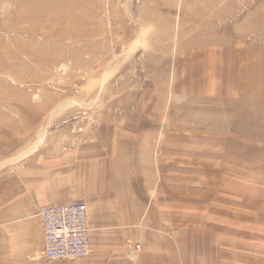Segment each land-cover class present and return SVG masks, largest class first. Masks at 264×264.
<instances>
[{
  "label": "rangeland",
  "instance_id": "rangeland-1",
  "mask_svg": "<svg viewBox=\"0 0 264 264\" xmlns=\"http://www.w3.org/2000/svg\"><path fill=\"white\" fill-rule=\"evenodd\" d=\"M98 131L122 175L217 230L223 185L243 184L240 233L264 206V0H0V183L63 167ZM10 202V218L45 206ZM9 244L0 264H33Z\"/></svg>",
  "mask_w": 264,
  "mask_h": 264
},
{
  "label": "crops",
  "instance_id": "crops-1",
  "mask_svg": "<svg viewBox=\"0 0 264 264\" xmlns=\"http://www.w3.org/2000/svg\"><path fill=\"white\" fill-rule=\"evenodd\" d=\"M108 133L97 132L100 144L84 143L76 149L78 151H64L60 155L63 156L60 159L63 167L55 169L45 164L33 171V175L18 171L11 185L8 179L1 181V259H9L11 237L16 246L13 254L26 258L32 256L33 264L64 261L42 257L40 218L30 210L28 215L19 212L20 215L10 218L9 202L18 209L29 207L34 211L43 205L79 195L87 208L89 252L75 258L77 261L65 259L75 261L72 264H264V206L256 215L249 216L246 212L240 217L241 225L245 227L240 233L231 228L233 190L234 187L242 189L243 184L239 187L233 182H225L223 185L230 195L222 200L225 212L217 219L218 228L225 230H217V222L210 219L206 225L204 214L192 206L189 211L171 209L167 200H154L153 187L147 183L146 177L122 175L119 159H109V156L123 154L116 153L115 149L113 152L107 144L101 145L109 139ZM245 203L248 210V201L241 205ZM132 242H135L132 248L138 245L134 255L128 253L132 252L128 246Z\"/></svg>",
  "mask_w": 264,
  "mask_h": 264
},
{
  "label": "built area",
  "instance_id": "built-area-1",
  "mask_svg": "<svg viewBox=\"0 0 264 264\" xmlns=\"http://www.w3.org/2000/svg\"><path fill=\"white\" fill-rule=\"evenodd\" d=\"M86 204L73 198L45 205L38 215L42 229V257L48 260L75 259L89 252ZM138 249V245L133 247Z\"/></svg>",
  "mask_w": 264,
  "mask_h": 264
}]
</instances>
